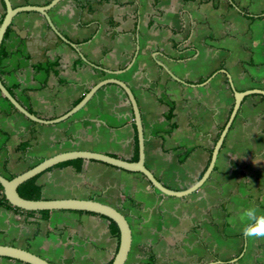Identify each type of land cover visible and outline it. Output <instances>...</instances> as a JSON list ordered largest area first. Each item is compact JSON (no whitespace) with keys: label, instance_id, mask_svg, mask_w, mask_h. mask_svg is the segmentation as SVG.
Returning a JSON list of instances; mask_svg holds the SVG:
<instances>
[{"label":"crops","instance_id":"0c3cea01","mask_svg":"<svg viewBox=\"0 0 264 264\" xmlns=\"http://www.w3.org/2000/svg\"><path fill=\"white\" fill-rule=\"evenodd\" d=\"M49 1L10 0L13 7ZM235 3L261 17L248 19ZM4 12L0 0V21ZM48 14L85 60L41 14L21 12L2 43L7 85L49 120L100 80L120 79L139 107L145 166L172 190L189 188L208 166L234 102L229 80L238 92L264 90V0H60ZM0 130L8 135L0 172L7 159L17 175L27 166L17 149L23 141L31 158L90 150L126 159L135 125L125 93L107 84L71 117L49 125L13 111L0 94ZM80 166L41 173L40 198H93L121 209L132 234L124 264H149L142 246L155 264H264V238L241 231L243 209L264 211L261 94L244 96L211 173L186 196H162L139 173L90 160ZM118 243L101 215L0 207V244H28L53 264H107ZM0 264L25 263L0 257Z\"/></svg>","mask_w":264,"mask_h":264},{"label":"water","instance_id":"95a60500","mask_svg":"<svg viewBox=\"0 0 264 264\" xmlns=\"http://www.w3.org/2000/svg\"><path fill=\"white\" fill-rule=\"evenodd\" d=\"M5 8L4 15L0 21V47L3 42L5 33L8 27L11 25V22L15 15L21 12H37L41 14L44 19L46 20L50 29L54 32V34L67 43L69 46L74 48L79 56L85 60L83 55L78 50L75 43L69 41L65 38L55 27L53 24L48 12L51 8L56 6L60 0H50L45 5H23L18 7H13L10 0H2ZM101 69V68H100ZM103 71H108L106 69H101ZM124 69L118 70L117 72H123ZM225 73V71L223 70ZM112 73V71H109ZM227 75V74H226ZM228 76V75H227ZM107 84H114L118 86L126 95L128 102L131 105L134 125L137 133V141H138V159L137 161H128L124 158L112 156L109 154L95 152L90 150H71V151H64L52 155L48 158L43 159L30 169L15 175L11 179H7L0 175V185L3 189V195L5 199L15 208L25 210V211H45V210H70V211H83V212H90L101 215L111 221H113L119 230V243L118 249L113 256V259L110 264H124L127 257L129 250L131 248V241H132V234L131 228L125 216L119 212L114 207L99 202L97 200L92 199H81V198H61V199H26L19 195L17 188L19 185L24 183L25 181L45 172L49 168L56 166L59 163L75 160V159H84L90 161H96L103 164H107L109 166L119 168L129 172H135L143 175L149 184L157 189L159 192L174 197H183L186 196L195 190H197L208 178L211 170L214 166L217 154L219 149L223 143L225 135L227 134L232 121L239 109L241 101L243 100L244 96L250 95L253 93L261 94L264 96V90L260 89H251L243 92H238L234 89L232 83L229 80V86L233 92L234 102L231 108L230 114L228 119L223 126L222 131L213 146L210 160L208 166L206 167L205 171L201 175V177L193 183L189 188L182 190V191H175L166 186H164L157 178L153 175V173L145 166L144 163V134H143V125L141 121V115L139 111V107L136 101V98L131 90V88L121 81L118 78H105L94 84L90 87V89L83 95V97L68 111L63 113L62 115L53 118V119H42L36 116L33 113L28 112L22 105H20L16 99L9 93L6 87L2 84L0 80V93L1 95L11 104V106L20 114H22L28 120L39 123V124H57L62 121H65L77 111H79L89 100L90 98L99 90L102 86ZM0 257L10 258L13 260H17L23 262L25 264H53L52 262L42 258L39 255L34 254L32 251L20 248L10 244H0ZM204 264H213V263H204Z\"/></svg>","mask_w":264,"mask_h":264},{"label":"trees","instance_id":"16d2710c","mask_svg":"<svg viewBox=\"0 0 264 264\" xmlns=\"http://www.w3.org/2000/svg\"><path fill=\"white\" fill-rule=\"evenodd\" d=\"M1 2H2V0H1ZM2 4H3V2H2ZM235 6L238 7L240 9V11L243 13V15H245L250 20H255V19H258V18L261 17V15H257V14H253V13L249 12L248 9H246V8H241L236 3H235ZM9 27H8L6 33H5V36L8 33ZM5 36H4V38H5ZM5 56H6L5 49H4L3 45L1 44V47H0V62L2 61V59ZM79 61H80V63L82 62L81 60H79ZM4 78H5L4 77V74H2V72L0 71V80H1L2 84L6 87V89L9 91V93L28 112L35 114L34 111L32 110V108L30 106H28L26 104V102L20 96H18V95L15 94V88L10 87V86L7 85V83L5 82V79ZM10 106H11V104H10ZM11 109L13 111H16L12 106H11ZM37 116L40 117V118H44V117H42L40 115H37ZM7 139H8V135L5 132H3V131L0 130V154L4 153L3 151L5 149V145H6ZM28 145H29V140L23 141V142H21L18 145V148H17L18 151L20 152L22 158L24 159L25 163L27 164L26 170L30 169L31 167H33L34 165H36L37 163H39L40 161H42L44 159V158H31V157L27 156L26 153H27ZM137 159H138V141H137V133H136V129H135L134 130V135H133V149H132V154H131V156L129 158H126V160H128V161H137ZM83 160L84 159L70 160V161H66V162L59 163V164H57L54 167H62V166H66V165H73L75 167L76 171H81L80 163ZM52 168H49L48 170H50ZM0 175H2L3 177H5L7 179H11V178H13L16 175L15 173H13L12 171L9 170V168H8V160L7 159H3L2 160V171L0 172ZM40 175L41 174H39V175H37V176H35V177H33V178L25 181L24 183H22L21 185L18 186L17 191H18V193H19V195L21 197L26 198V199H34V200L40 199V193H41L42 186L37 183V178ZM153 189L156 191L155 188H153ZM159 194H161L162 196H166L165 194H162V193H159ZM91 199L93 200V198H91ZM0 207L14 209V210L23 212L25 214H31V215L32 214H41V215H45L46 216V215H49L52 212L50 210H45V211H25V210H21V209H18V208L13 207L5 199V197L3 195V189L1 187V185H0ZM115 209H117L119 212H121L125 216V218H127V214H125L121 209H118V208H115ZM79 212H83V211H79ZM87 213H89V214H95V213H90V212H87ZM95 215H98V214H95ZM107 220L109 221V225H110L111 231L119 239V230H118V227L116 226V224L113 221H111L109 219H107ZM142 248H143V250L149 252V258H148L149 264H155V257L152 254V252L150 251V248L149 247H145V246H142ZM26 249L29 250V245L28 244H27ZM111 261L108 262L107 264H110Z\"/></svg>","mask_w":264,"mask_h":264},{"label":"clouds","instance_id":"9594fccd","mask_svg":"<svg viewBox=\"0 0 264 264\" xmlns=\"http://www.w3.org/2000/svg\"><path fill=\"white\" fill-rule=\"evenodd\" d=\"M241 231L248 239L264 238V211L256 206L243 209Z\"/></svg>","mask_w":264,"mask_h":264}]
</instances>
